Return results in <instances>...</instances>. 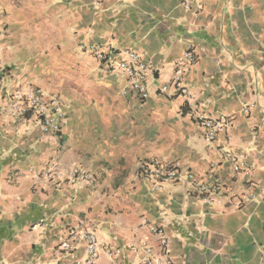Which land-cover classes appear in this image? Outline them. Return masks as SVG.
Listing matches in <instances>:
<instances>
[{
    "label": "crops",
    "instance_id": "0c3cea01",
    "mask_svg": "<svg viewBox=\"0 0 264 264\" xmlns=\"http://www.w3.org/2000/svg\"><path fill=\"white\" fill-rule=\"evenodd\" d=\"M1 26L0 264H83L82 245L58 251L78 220L121 251L96 264H138L144 244L157 253L147 225L163 228L174 264H264V0H0ZM188 48L182 96L172 71ZM127 51L152 67L144 104L105 66ZM29 88L58 95L59 133L4 113L5 96ZM194 114L231 126L208 143ZM153 159L219 186V205L201 204L187 181L150 189L136 174ZM51 164L94 184L47 181Z\"/></svg>",
    "mask_w": 264,
    "mask_h": 264
},
{
    "label": "built area",
    "instance_id": "2783aa9c",
    "mask_svg": "<svg viewBox=\"0 0 264 264\" xmlns=\"http://www.w3.org/2000/svg\"><path fill=\"white\" fill-rule=\"evenodd\" d=\"M62 1V0H60ZM184 6L188 8L189 3ZM5 28L0 27V52L3 50V37ZM91 56L99 63L107 61L108 48L105 45L95 44L88 48ZM196 56L191 48H188L181 57L173 63L172 84L182 96L187 95V89L183 85V77L189 68L195 63ZM107 70L123 79V96H133L140 104H144L149 99L147 89V72L152 70L150 64L142 61L134 52L123 53V58L118 62L106 64ZM164 91V89H162ZM4 113L14 122L25 119L27 116L33 117L43 128L52 133H59L64 120L62 103L58 95L50 94L39 88H29L25 91L16 90L5 96ZM250 107H245L247 113ZM197 125L203 130L204 139L208 143L215 141L216 136L221 131L229 130L231 121L220 119L213 121L203 115L194 114ZM242 160L235 159L233 170L241 171ZM42 176L47 181H60L70 185L82 184L90 186L94 184L93 176L87 171L73 167L67 171L59 169L57 164L49 165ZM136 178L143 181L150 189L158 190L165 183H175L187 181L189 183L188 193L197 199L201 204L211 206L219 205L220 188L217 185L209 186L203 181L194 177L190 171H184L178 162H163L153 159L149 162L141 163ZM264 196V193H263ZM255 195L248 192L243 197V202L253 200ZM42 221L32 225V230H36ZM148 231L157 237V253L153 247L143 245V256L138 264H174L168 258L169 239L163 228L158 225H147ZM84 247L85 257L83 264H96L101 252L107 256L120 255V249H111L103 246L97 235L86 229L85 223L78 220L75 225L66 231L65 239L59 245L58 251L62 253H74L78 246ZM132 252H136V247L129 246Z\"/></svg>",
    "mask_w": 264,
    "mask_h": 264
}]
</instances>
